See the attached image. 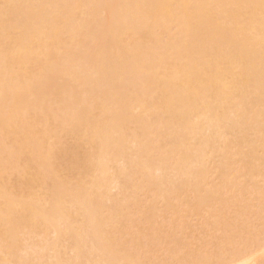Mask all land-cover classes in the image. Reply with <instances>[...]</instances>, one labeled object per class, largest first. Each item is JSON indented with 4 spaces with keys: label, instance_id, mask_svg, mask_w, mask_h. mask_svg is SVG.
I'll use <instances>...</instances> for the list:
<instances>
[{
    "label": "bare ground",
    "instance_id": "obj_1",
    "mask_svg": "<svg viewBox=\"0 0 264 264\" xmlns=\"http://www.w3.org/2000/svg\"><path fill=\"white\" fill-rule=\"evenodd\" d=\"M250 216L264 0H0V264H264Z\"/></svg>",
    "mask_w": 264,
    "mask_h": 264
},
{
    "label": "rangeland",
    "instance_id": "obj_2",
    "mask_svg": "<svg viewBox=\"0 0 264 264\" xmlns=\"http://www.w3.org/2000/svg\"><path fill=\"white\" fill-rule=\"evenodd\" d=\"M195 218H196V217H195ZM195 218H192L194 224L199 222V218H196V219H195ZM252 218H253V219H252ZM252 218H251V216L249 217V227H250V232L254 233V235L251 234V235H252V238H253V237H255V236L258 234V233L256 234V232H259V231H262V230H263V232H264V220H263V221H259L260 218L257 219V217H254V216H252ZM194 220H195V221H194ZM256 220H258V221H256ZM196 221H197V222H196ZM250 221H251V222H250ZM252 221H253V222H252ZM253 223H254L255 225L257 224V227H256V226L254 227V224H253ZM258 223H260V224H258ZM252 224H253V225H252ZM258 225H259V227H262V228H259ZM251 227H253V229H252ZM254 228H255V229H254ZM251 229L254 230V232H253ZM256 229H257V230L259 229V231H257ZM255 234H256V235H255ZM259 234H260V233H259ZM260 235H261V237L263 236L262 233H261ZM260 235H259V240H263V242H264L263 237L261 238ZM262 245H264V243H262ZM256 248H257V247H256ZM256 248H255V249H256ZM257 249H258V248H257Z\"/></svg>",
    "mask_w": 264,
    "mask_h": 264
}]
</instances>
